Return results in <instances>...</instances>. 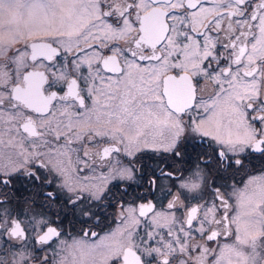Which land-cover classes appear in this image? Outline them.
<instances>
[{
  "label": "snow or ice",
  "instance_id": "obj_1",
  "mask_svg": "<svg viewBox=\"0 0 264 264\" xmlns=\"http://www.w3.org/2000/svg\"><path fill=\"white\" fill-rule=\"evenodd\" d=\"M0 264H264V0H0Z\"/></svg>",
  "mask_w": 264,
  "mask_h": 264
}]
</instances>
